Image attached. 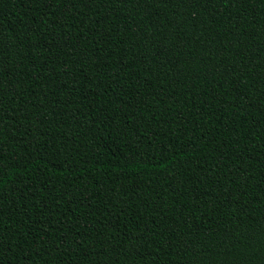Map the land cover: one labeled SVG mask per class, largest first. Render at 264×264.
<instances>
[{
  "label": "trees",
  "instance_id": "16d2710c",
  "mask_svg": "<svg viewBox=\"0 0 264 264\" xmlns=\"http://www.w3.org/2000/svg\"><path fill=\"white\" fill-rule=\"evenodd\" d=\"M0 264H264V0H0Z\"/></svg>",
  "mask_w": 264,
  "mask_h": 264
}]
</instances>
